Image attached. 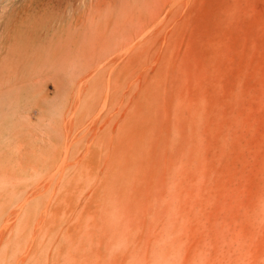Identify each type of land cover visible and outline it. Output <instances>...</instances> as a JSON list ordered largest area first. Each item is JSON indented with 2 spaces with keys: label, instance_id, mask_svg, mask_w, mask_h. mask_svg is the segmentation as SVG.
<instances>
[{
  "label": "rangeland",
  "instance_id": "rangeland-1",
  "mask_svg": "<svg viewBox=\"0 0 264 264\" xmlns=\"http://www.w3.org/2000/svg\"><path fill=\"white\" fill-rule=\"evenodd\" d=\"M0 41V264H264V0H0Z\"/></svg>",
  "mask_w": 264,
  "mask_h": 264
},
{
  "label": "bare ground",
  "instance_id": "bare-ground-1",
  "mask_svg": "<svg viewBox=\"0 0 264 264\" xmlns=\"http://www.w3.org/2000/svg\"><path fill=\"white\" fill-rule=\"evenodd\" d=\"M9 0H3V2H8ZM27 4V3H26ZM120 4V3H119ZM27 6V5H26ZM43 9V8H42ZM99 10V9H98ZM101 10V9H100ZM98 13V12H97ZM111 13V12H110ZM124 13L122 12V15H123ZM118 15V14H117ZM125 15V14H124ZM110 16V15H109ZM126 16V15H125ZM124 17V16H123ZM52 18V17H51ZM83 18V17H82ZM92 18V17H91ZM97 18V17H96ZM50 19V18H49ZM76 20H78V19H76ZM102 20V19H101ZM128 20V19H127ZM49 21V20H48ZM126 21V20H125ZM75 22V21H74ZM106 22V21H105ZM77 23V22H76ZM128 23V22H127ZM87 24V23H86ZM102 24V23H101ZM122 24V23H121ZM83 25V24H82ZM113 25V24H112ZM92 27H93V25H91ZM98 26V25H97ZM96 26V27H97ZM83 28V27H82ZM109 28V27H108ZM84 29V28H83ZM64 30V29H63ZM80 30H82V29H80ZM88 30V29H87ZM120 31V30H119ZM118 31V32H119ZM67 32V31H66ZM65 32V33H66ZM98 34V33H97ZM113 34V33H112ZM74 35H76V34H74ZM104 35V34H103ZM81 36V35H80ZM84 36V35H83ZM92 36V35H91ZM98 36V35H97ZM68 37V36H67ZM74 37V36H73ZM85 37V36H84ZM81 38V37H80ZM80 38H79V41H80ZM86 38H90V36L89 37H86ZM106 38H108V37H106ZM7 39V38H6ZM68 39V38H67ZM71 39V38H70ZM70 39H69V41H70ZM76 39V38H75ZM65 41H66V39H65ZM85 41H86V39H85ZM84 41V42H85ZM89 41H90V39H89ZM95 41H96V39H95ZM107 41H108V39H107ZM71 42V41H70ZM73 42V41H72ZM71 42V43H72ZM83 42V41H82ZM80 43H81V41H80ZM80 43H78L79 45H80ZM104 43V42H103ZM70 44V43H69ZM73 44V43H72ZM77 44V45H78ZM89 44V43H88ZM94 44H95V42H94ZM106 44V43H105ZM0 45H2V43H1V41H0ZM91 45V42H90V44H89V46ZM68 46V45H67ZM66 47V46H65ZM68 47H70V46H68ZM95 47V46H94ZM103 47H104V45H103ZM89 49V48H88ZM94 49V48H93ZM79 50V49H78ZM82 50V49H81ZM68 51H70L69 49H68ZM74 52V51H73ZM89 52V51H88ZM71 55V54H70ZM81 55H82V53H81ZM94 55V54H93ZM77 56H79V54L77 55ZM53 58V57H52ZM80 58V57H79ZM63 65V64H62ZM83 66V65H82ZM79 70V69H78ZM81 70V69H80ZM83 70V69H82ZM84 70H85V68H84ZM70 72H72V71H70ZM69 72V73H70ZM79 72V71H78ZM82 73V72H81ZM77 76V75H76ZM81 76V75H80ZM62 77H64V76H62ZM63 79V78H62ZM61 79V80H62ZM46 103V102H45ZM17 107V106H16ZM52 109H53V107H52ZM20 111H21V109H20ZM18 113V112H17ZM40 113V112H39ZM4 125V124H3ZM15 158V157H14ZM11 160V159H10ZM13 161V160H12Z\"/></svg>",
  "mask_w": 264,
  "mask_h": 264
}]
</instances>
